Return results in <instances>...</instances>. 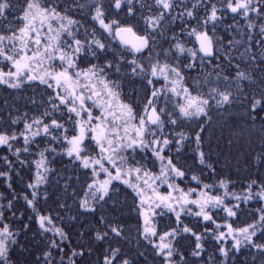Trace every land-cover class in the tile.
I'll return each mask as SVG.
<instances>
[{
    "label": "snow or ice",
    "instance_id": "1",
    "mask_svg": "<svg viewBox=\"0 0 264 264\" xmlns=\"http://www.w3.org/2000/svg\"><path fill=\"white\" fill-rule=\"evenodd\" d=\"M0 264H264V0H0Z\"/></svg>",
    "mask_w": 264,
    "mask_h": 264
},
{
    "label": "trees",
    "instance_id": "2",
    "mask_svg": "<svg viewBox=\"0 0 264 264\" xmlns=\"http://www.w3.org/2000/svg\"><path fill=\"white\" fill-rule=\"evenodd\" d=\"M217 135H219V132H217ZM225 135H227V133H225ZM57 167H59V165H57ZM232 177L234 180L238 181V182H243V174L237 172L235 169H233L231 171Z\"/></svg>",
    "mask_w": 264,
    "mask_h": 264
}]
</instances>
